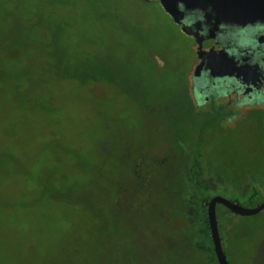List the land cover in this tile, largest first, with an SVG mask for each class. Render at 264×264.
Wrapping results in <instances>:
<instances>
[{"label":"rangeland","instance_id":"1","mask_svg":"<svg viewBox=\"0 0 264 264\" xmlns=\"http://www.w3.org/2000/svg\"><path fill=\"white\" fill-rule=\"evenodd\" d=\"M194 60L152 0H0V264H189L165 248L188 224L209 258L201 197L264 201V118L198 139L161 105ZM217 216L229 263L264 264V211Z\"/></svg>","mask_w":264,"mask_h":264},{"label":"flooded vegetation","instance_id":"2","mask_svg":"<svg viewBox=\"0 0 264 264\" xmlns=\"http://www.w3.org/2000/svg\"><path fill=\"white\" fill-rule=\"evenodd\" d=\"M179 10L180 23H174L191 39L195 55L184 79L193 104L222 114L233 129L264 118V22H218L210 9ZM159 234L164 242L165 233ZM181 235L175 233L165 249H175Z\"/></svg>","mask_w":264,"mask_h":264},{"label":"water","instance_id":"3","mask_svg":"<svg viewBox=\"0 0 264 264\" xmlns=\"http://www.w3.org/2000/svg\"><path fill=\"white\" fill-rule=\"evenodd\" d=\"M159 2L161 8L175 23H180L179 7L187 9H210L216 21H225L235 24H253L264 22V0H152ZM184 30V29H183ZM224 206L229 212L241 216L250 217L264 211V201L253 208L244 207L237 202L223 196L216 195L207 201V222L213 251L218 264H230L224 251L219 231L217 206Z\"/></svg>","mask_w":264,"mask_h":264},{"label":"trees","instance_id":"4","mask_svg":"<svg viewBox=\"0 0 264 264\" xmlns=\"http://www.w3.org/2000/svg\"><path fill=\"white\" fill-rule=\"evenodd\" d=\"M147 2H149L150 0H145ZM157 2V1H155ZM159 4V2H157ZM160 5V4H159ZM182 101L184 102V110H182V113H180L181 108L183 109L182 105L175 100L172 99H168L164 102L163 107L165 108V111L168 113V115L170 116L171 119H174V121L176 123H178L179 120L183 119V116H186L187 120V124H189L190 126L195 128V131L193 132V135L196 138H200L201 136L204 135L206 129H207V125H209L211 122H223L222 126L218 125L216 127V133H227V132H235L237 131V129H233V128H228V126L226 125L225 121H224V117L222 114L212 111V110H205L203 108H197L192 100L190 99L186 87H184L183 90V94H182ZM178 106H180V108H178ZM187 108V109H186ZM197 130V131H196ZM203 134V135H202ZM241 186H237V187H233V194L235 199L231 200L234 202H237L241 205L240 201L244 200V202H247L249 204H253L254 200L257 198L258 195H260V192L254 188L251 192L249 193H245L242 192L240 189ZM184 190H186L184 188ZM186 192V191H185ZM210 199V197L204 196L201 197V199L199 200V205H196L197 208V214L195 215V218H200L201 219V224L199 225L197 230H193V228L191 227L190 232L193 233L194 238L196 236L197 242L198 243H205L207 242L208 245V249L209 250V258H206V255L204 254V252L202 253L201 251H194V248L192 247V244H188L185 246H182V241H184L183 238H185L183 236V233L187 232L188 229L190 228L188 224L184 225L183 227L185 228L184 231H182V235L178 238L179 239V245H181V247H184V251L189 250V252H185V255L183 256L185 263H195L196 260H199L198 262L200 264H218L216 261V257L213 251V244L211 241V237H210V232L209 229L207 227V214H206V206H205V202H207ZM173 201H177L180 202V209L178 211H190L191 206L194 204V202H188L185 199H183L182 197H178V198H174ZM224 207V206H223ZM228 211V210H227ZM229 212V211H228ZM231 213V212H230ZM176 215L175 213L173 214L172 219L175 220L176 217L174 216ZM194 218V217H193ZM221 219V220H220ZM223 217H219L218 216V220H220V222H222ZM202 232H207L206 235H203ZM195 240V239H194ZM196 241V240H195ZM193 251V252H192ZM210 257L213 258L210 261ZM195 259V261H194ZM142 262V261H141ZM143 264H147L144 263Z\"/></svg>","mask_w":264,"mask_h":264}]
</instances>
